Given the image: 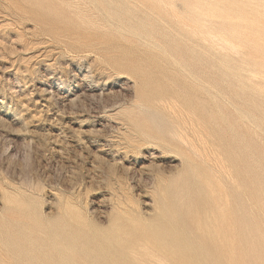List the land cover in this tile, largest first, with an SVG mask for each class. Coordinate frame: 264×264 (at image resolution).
<instances>
[{
    "label": "rangeland",
    "instance_id": "374dc122",
    "mask_svg": "<svg viewBox=\"0 0 264 264\" xmlns=\"http://www.w3.org/2000/svg\"><path fill=\"white\" fill-rule=\"evenodd\" d=\"M261 1L0 0V264L158 206L211 262L215 204L222 264H264Z\"/></svg>",
    "mask_w": 264,
    "mask_h": 264
},
{
    "label": "bare ground",
    "instance_id": "6f19581e",
    "mask_svg": "<svg viewBox=\"0 0 264 264\" xmlns=\"http://www.w3.org/2000/svg\"><path fill=\"white\" fill-rule=\"evenodd\" d=\"M158 1L174 11L175 0ZM196 12L202 33L207 16L203 9ZM217 38L224 40L222 36ZM238 48L232 45L233 50L240 52ZM216 197L219 200L220 193ZM218 206L215 204L214 211H210L212 224L205 226L206 237L214 250L211 262L204 259L199 246L189 239L184 221H178L176 215L165 212L162 206H158L156 214L149 220L143 221L120 210L115 225L107 229L92 224L80 225L81 215L78 214L67 215L69 220L64 216L61 222L57 221L44 230L46 239L40 240L38 256L31 261L35 264H222V209Z\"/></svg>",
    "mask_w": 264,
    "mask_h": 264
}]
</instances>
